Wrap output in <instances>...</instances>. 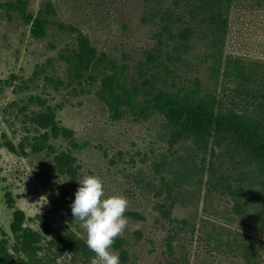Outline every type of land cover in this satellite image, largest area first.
Segmentation results:
<instances>
[{
  "label": "rangeland",
  "instance_id": "374dc122",
  "mask_svg": "<svg viewBox=\"0 0 264 264\" xmlns=\"http://www.w3.org/2000/svg\"><path fill=\"white\" fill-rule=\"evenodd\" d=\"M8 1L18 0L0 4ZM28 1L35 15L51 8L46 38H34L19 14H0V240L4 230L16 264H94L86 229L70 207L78 180L90 174L103 179L106 194L129 200L127 228L115 239L125 241L126 256L112 247L120 264L221 260L224 250L212 242L220 233L210 223L244 226L233 215L232 199L217 192L209 177L215 169L255 178L262 166L227 138L214 139L205 154L192 139L175 138L158 113L137 119L126 110L114 119L101 82L73 77L64 56L78 48L82 33L129 67L140 100L200 89L222 98L225 109L264 119V0H224L217 9L212 0ZM233 61L245 75L238 87L226 74L225 63ZM53 123L74 137H55ZM163 177L171 186L163 187ZM8 192L25 212L26 226L43 235L35 253L15 249Z\"/></svg>",
  "mask_w": 264,
  "mask_h": 264
},
{
  "label": "trees",
  "instance_id": "16d2710c",
  "mask_svg": "<svg viewBox=\"0 0 264 264\" xmlns=\"http://www.w3.org/2000/svg\"><path fill=\"white\" fill-rule=\"evenodd\" d=\"M212 2V9H217V5L224 3V0ZM29 7L28 0L8 1L0 4V14L2 10L9 18H12L13 13L19 14L30 25L34 38H46L48 27L52 24L50 6L36 15ZM64 58L73 77L101 82L100 95L109 105L114 119L125 117L126 110L137 119H149L158 113L165 119L175 138L192 139L205 154L208 153L214 139H230L248 156L250 162L262 166L264 170V119L257 114L225 109L222 98L200 89H190L184 94L160 91L151 98L142 97L140 100V90L129 81L127 74L129 67L120 65L107 53L100 52L89 37L82 33L78 37V48L67 51ZM225 65L228 79L238 87L239 82L245 79L240 62H226ZM167 70L170 75H174L173 69ZM52 131L57 138L74 137L71 130L55 123L52 124ZM197 175L200 181H203L201 173ZM260 175L255 178L249 174L235 177L233 174L213 169L209 183H213L217 192L232 199L230 206L233 215L238 218L244 229H234L232 226L216 222L210 223L213 229L220 233L212 238V242L224 250L223 255L221 254L223 259H216L210 264H264V173L260 172ZM184 178L188 180L185 175ZM167 180V177L162 178L164 188L171 186ZM6 204L13 210L10 231L18 245L15 246L16 251L37 252L43 242V235L26 226V214L16 208V202L10 192L6 193ZM159 207L163 209L166 219L171 224L177 221L167 202L159 203ZM183 223L186 224L185 221ZM1 233L0 264H16L17 260L9 248V235L4 230H1ZM69 241L74 246L81 245L80 240L70 237ZM125 244L124 240H115L112 247L126 256ZM21 263L29 264L24 260H21Z\"/></svg>",
  "mask_w": 264,
  "mask_h": 264
},
{
  "label": "clouds",
  "instance_id": "9594fccd",
  "mask_svg": "<svg viewBox=\"0 0 264 264\" xmlns=\"http://www.w3.org/2000/svg\"><path fill=\"white\" fill-rule=\"evenodd\" d=\"M78 182L71 213L74 221H80L86 229L85 243L95 254L94 264H120V256L112 246L128 225L127 196L106 194L104 181L97 174L85 175Z\"/></svg>",
  "mask_w": 264,
  "mask_h": 264
}]
</instances>
